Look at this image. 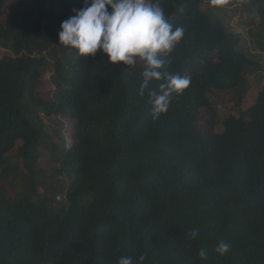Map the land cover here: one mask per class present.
Listing matches in <instances>:
<instances>
[{
  "label": "trees",
  "instance_id": "trees-1",
  "mask_svg": "<svg viewBox=\"0 0 264 264\" xmlns=\"http://www.w3.org/2000/svg\"><path fill=\"white\" fill-rule=\"evenodd\" d=\"M154 2L185 29L164 71L190 77L156 120L143 62L59 44L83 0H0V264H264V84L241 104L264 82V0Z\"/></svg>",
  "mask_w": 264,
  "mask_h": 264
},
{
  "label": "clouds",
  "instance_id": "clouds-1",
  "mask_svg": "<svg viewBox=\"0 0 264 264\" xmlns=\"http://www.w3.org/2000/svg\"><path fill=\"white\" fill-rule=\"evenodd\" d=\"M83 3L84 7L61 23L59 44L75 49L77 55L84 57L102 53L110 64L122 62L131 67L137 61L143 62V79L137 94L142 97L147 91L152 119H159L167 112L173 96L182 95L190 85V77L164 71L165 57L181 41L185 29L174 28L154 0H83ZM153 81H163L158 91L149 87ZM197 233L194 229L190 235L196 238ZM230 249L231 244L221 240L215 251L223 256ZM198 255L201 260L208 258L205 249ZM144 261L145 256L140 255L136 264ZM118 264L134 262L131 257H121Z\"/></svg>",
  "mask_w": 264,
  "mask_h": 264
},
{
  "label": "rangeland",
  "instance_id": "rangeland-1",
  "mask_svg": "<svg viewBox=\"0 0 264 264\" xmlns=\"http://www.w3.org/2000/svg\"><path fill=\"white\" fill-rule=\"evenodd\" d=\"M109 11H111V9L109 8ZM237 17H233L231 20H230V25L231 26H233L234 27V29L236 30V32H241L242 31V29H241V27L239 26V24H238V19H236ZM250 19H252V20H256L255 22H257V20H261V19H256L255 17H253V18H250ZM250 19H248V23L251 21ZM263 22H264V19L262 20ZM258 23V22H257ZM263 25H264V23H263ZM254 26H256V25H254ZM253 26V27H254ZM262 29V28H261ZM260 29V30H261ZM258 39H261L262 40V38H255V39H252L253 41V45L255 46L254 48H253V51L254 52H259V48H258V45H256V43H257V40ZM6 55H8V52H6V51H4V50H1L0 49V59L2 58V57H5ZM259 62V64L260 65H262V66H264V53H263V55H262V58H261V60L260 61H258ZM51 73H46V74H44V79H46V81L48 82V84L50 85L52 82H51ZM256 82H254V87H252V89L249 91V93L248 94H246V95H244L243 97H242V102H241V104H242V108H246L249 104H251V103H253V99L256 97V95H257V93H258V91L260 90V88L262 87V85L264 84V82L263 81H260V80H258L257 78H256V80H255ZM215 102H216V104H217V106H218V108H219V110H221V111H223V112H225V113H233V114H235V111H236V109H237V103H239L240 101H239V99L238 98H236L235 99V97L231 94V95H227V94H225V95H223V97H219L218 96V98H217V100H215ZM216 129H219V128H216ZM9 189V188H8Z\"/></svg>",
  "mask_w": 264,
  "mask_h": 264
},
{
  "label": "snow or ice",
  "instance_id": "snow-or-ice-1",
  "mask_svg": "<svg viewBox=\"0 0 264 264\" xmlns=\"http://www.w3.org/2000/svg\"><path fill=\"white\" fill-rule=\"evenodd\" d=\"M214 2L220 3L222 2V0H214Z\"/></svg>",
  "mask_w": 264,
  "mask_h": 264
}]
</instances>
